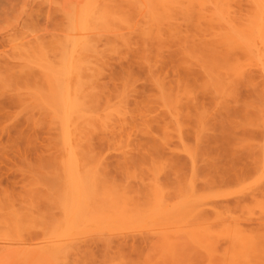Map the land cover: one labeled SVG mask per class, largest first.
<instances>
[{
	"label": "rangeland",
	"instance_id": "1",
	"mask_svg": "<svg viewBox=\"0 0 264 264\" xmlns=\"http://www.w3.org/2000/svg\"><path fill=\"white\" fill-rule=\"evenodd\" d=\"M179 1L184 3L183 0H0V264H245L244 261L264 264L261 259L264 247L258 242L257 249L253 247L257 240L264 246V77L259 57L241 48L233 47L235 52L230 51L232 47L229 49L218 33L221 30V34L228 33L243 24L242 29L247 22H253L255 8L250 0H224L229 6L221 13L216 9V0H206L211 3L209 7L204 0H195L197 3L191 0V4L195 3L191 7L190 0L182 5ZM82 49L91 52L82 54ZM77 58L78 63L91 64L88 67L91 69L93 65V71L100 74L85 67L81 70L80 66L85 65L79 66ZM69 59L80 67L82 75L88 71L91 79L86 76L88 73L81 76L83 79L75 76L72 80L43 72L49 65L54 72H65ZM235 62L240 66L236 68ZM63 79H69L70 83L66 81L69 85ZM85 87L97 103H92L93 111L101 112L100 115L94 112V116L107 122L102 125L108 131H99V125L104 127L93 117L96 120L90 122L98 127L88 129L97 131L88 132V137L82 135L83 151L90 149L93 154L87 151L88 156L93 157L95 164L104 165L101 171L108 179L119 186L122 183L138 189L136 194L130 189L118 191L131 195L127 197L140 208L148 203L149 208L157 200L149 190L154 182H160L163 203L176 208L165 216L169 227L165 217L154 221L146 218L147 214L143 218L138 216L139 212L132 224L128 215L136 210L131 205L122 213L130 223L123 220L124 225L112 224L113 228L109 224L104 228L103 224L87 223L79 225L78 231L70 227L62 204L64 189H50L52 181L46 178L58 177L63 157L62 136L58 135L61 124L53 113L66 102L64 92L72 88L73 93L75 88L76 93ZM58 89L61 96H57ZM84 90L81 92L85 97ZM54 108L56 111L52 112ZM155 171L158 176H153ZM143 178L145 186L140 183ZM146 186L152 187L147 190ZM140 191L149 195L139 194ZM190 196L194 204L191 208L195 205L200 208H193L195 213H189L191 208L184 210L180 219L182 205ZM97 197L92 200L101 207ZM138 201L144 202L138 205ZM174 216H180L177 217L180 221ZM171 219L178 220L173 221L179 222L177 226ZM191 221L194 224H189ZM237 232L246 234L248 240ZM52 234L53 238L78 235L74 238L76 242L70 240L74 246L66 242L71 252L65 254L69 249L66 244L65 250L47 246ZM244 241H249L248 248ZM251 248L256 249L255 256V249L251 253ZM60 251L70 254L65 257Z\"/></svg>",
	"mask_w": 264,
	"mask_h": 264
},
{
	"label": "bare ground",
	"instance_id": "2",
	"mask_svg": "<svg viewBox=\"0 0 264 264\" xmlns=\"http://www.w3.org/2000/svg\"><path fill=\"white\" fill-rule=\"evenodd\" d=\"M169 1V0H168ZM174 1H176V0H174ZM185 1H188V0H183V2L184 3H186ZM195 1V0H194ZM193 1V2H194ZM196 1H198V2H201V1H199V0H196ZM195 1V2H196ZM206 0H204V2H205ZM209 1H211V0H209ZM219 1V3L217 2V0H216V3L218 4V5H216L217 7H216V9H217V11H218V9H220L218 12H223V11H225L226 12V7H227V5H228V1H227V3L226 2H224V0H218ZM252 3L251 4H253V9H254V15H252V16H254V20H253V22L251 21L250 23H248L247 22V24H246V26L244 27V28H242V29H240V23H236V24H239L240 26H238L239 27V29L237 28L236 30H232V31H230L229 30V32L227 33V31H223V33L221 34V29H223L224 28V26H222L221 25V31H219L218 33H220L219 34V36L220 35H222V38H225L222 42H224L225 41V45L226 46H229L228 48L230 49L231 47V49H230V51H232L233 52V50H234V48L233 47H235V50L237 49V48H241V49H243V50H245L247 53L249 52L250 53V55L252 56V54L253 55H256L257 57H259V59H260V64H259V67H260V73H262L263 74V77H264V0H250ZM191 0H190V3H189V1L187 2V4L189 3L190 5H188L189 7H191V5H194L195 3H192L191 4ZM204 2H202V3H199L200 4V6L204 3ZM208 1H206V7H209L210 5L209 4H211V3H207ZM212 2V1H211ZM179 4H181L182 3V1H181V3H180V1L178 2ZM184 3H182V4H184ZM197 3V2H196ZM225 3V4H224ZM230 3V2H229ZM250 3V2H249ZM181 4V5H182ZM186 4V5H187ZM198 5V4H197ZM196 5V6H197ZM220 5H222V7L220 6ZM226 5V6H225ZM184 6V5H183ZM196 6H194V7H192V8H195ZM212 6V5H211ZM229 6V5H228ZM232 6V5H231ZM189 7H188V9H189ZM202 7V6H201ZM206 7H205V9H206ZM252 7V6H251ZM250 7V8H251ZM176 8H177V6H176ZM187 8V7H186ZM192 8H191V10H192ZM222 8V9H221ZM197 9V8H196ZM213 9V8H212ZM228 9H230V8H228ZM1 10V9H0ZM179 10V9H178ZM201 10V13H202V8L200 9ZM209 10V9H208ZM215 10V9H214ZM87 11V10H86ZM193 11V10H192ZM206 11V10H205ZM228 11V10H227ZM181 12H184L183 10H181ZM200 12V11H199ZM207 13H208V11H206ZM212 12V11H211ZM229 12V11H228ZM252 12H253V10H252ZM195 13H197V12H195ZM216 13V11L214 12V13H211L212 14V16H213V14H215ZM230 13V12H229ZM234 13V12H233ZM183 14V13H182ZM190 14V13H189ZM211 14H207L208 16H210ZM253 14V13H252ZM185 15H186V13H185ZM200 15V14H199ZM228 15V14H227ZM251 15V14H250ZM203 16V15H202ZM211 16V17H212ZM216 16V15H215ZM221 16V15H220ZM210 17V18H211ZM222 17H223V15H222ZM208 18V17H207ZM215 17H212V19H214ZM209 19V18H208ZM216 19V18H215ZM247 19H249V17L247 18ZM203 20V19H202ZM210 20V19H209ZM216 20H218V18L216 19ZM219 21L221 22L222 20H220L219 19ZM224 21V20H223ZM236 21V20H235ZM235 21H233V22H235ZM249 21H250V19H249ZM212 22H213V20H212ZM218 22V21H217ZM216 22V23H217ZM220 22H218L219 24L218 25H220V24H222V22L220 23ZM227 22V21H226ZM237 22V21H236ZM245 22V21H244ZM214 23V22H213ZM213 25V24H212ZM228 26V25H227ZM242 26H243V24H242ZM241 26V27H242ZM213 27V26H212ZM211 27V28H212ZM216 27H217V25H216ZM215 27V28H216ZM223 27V28H222ZM229 27V26H228ZM219 28V27H218ZM234 28V27H233ZM224 32L226 33V35L224 34ZM217 33V34H218ZM74 35V34H73ZM223 35H225V36H223ZM219 36H217L218 38H220V39H222L221 37H219ZM214 37V36H213ZM77 38V37H76ZM216 39V40H219V39ZM75 39V38H74ZM213 40L215 41V38H213ZM212 40V41H213ZM221 41V40H220ZM70 42V41H69ZM219 42V41H218ZM76 43V42H75ZM221 44V43H220ZM70 45V44H69ZM216 45V44H215ZM223 45V44H222ZM74 47V46H73ZM70 49V48H69ZM76 50L75 48H72V50ZM94 49V48H93ZM216 49H217V47H216ZM78 50H80V48L78 49ZM78 50H77V52H78ZM83 50V49H82ZM81 50V51H82ZM84 50H86V49H84ZM83 50V51H84ZM90 50H91V48H90ZM90 50H87V51H89V52H91ZM96 50V49H95ZM214 50V49H213ZM235 50H234V52H235ZM69 51V50H68ZM94 51V50H93ZM92 51V52H93ZM89 52H86L85 53V51H84V53H82V54H88ZM95 52V51H94ZM69 53V52H68ZM71 53H73L74 54V52L72 51ZM78 54H80V53H78ZM75 55V54H74ZM93 55H95V54H93ZM76 56V55H75ZM210 56V55H209ZM228 56V55H227ZM240 56H242L243 57V54L242 55H240ZM78 57V56H77ZM81 57V56H80ZM80 57H79V60H80ZM95 57V56H94ZM71 58V57H70ZM74 58V57H73ZM85 58H87V56L85 57ZM92 59L93 58V56H91V57H89V59ZM211 57H209V59H210ZM217 58V57H216ZM233 58V57H232ZM83 59V58H82ZM212 59V58H211ZM218 59V58H217ZM73 60V59H72ZM75 60V59H74ZM78 58L75 60V62L77 63V64H79V66L80 65H82V64H86V63H81L80 61H79V63H78ZM214 60H216V59H214ZM213 60V62H215ZM232 60V59H231ZM237 60V59H236ZM66 61H68V60H66ZM65 61V62H66ZM71 60L69 59V62L67 63V65L69 66V67H72V69L71 68H69L68 67V70H65V72L64 71H55L54 72V69H53V66L52 65H49V67L48 68H50V69H53V70H48V68L46 67H44L46 70H44L43 69V72L44 71H47L48 73H46V74H49L50 75V77H51V75H52V73H53V75H52V77L54 76L55 77V75H56V77H58V78H62L64 75H65V77H69V78H71V77H75L76 76V78H80L81 76H83V75H86L87 73H88V75H86V76H88L89 77V72L87 71V72H85V73H83V75L81 74L82 72H80L81 70H83V68L82 67H85L86 69L85 70H89L90 68V66H91V64L90 65H88V66H80L81 67V70H80V67L78 66L77 67V65L75 64V62H70ZM89 61H91V60H89ZM97 62H95V63H99L98 62V60H96ZM209 61H211V60H209ZM226 61V60H225ZM224 61V62H225ZM64 62V63H65ZM212 62V61H211ZM212 62V63H213ZM230 62H233V60L232 61H230ZM254 62V61H253ZM69 63H70V65H69ZM90 62H88L87 64H89ZM92 63V62H91ZM227 63H228V60H227ZM226 63V64H227ZM236 63V68H237V66L239 65L240 66V64H237L238 62H235ZM253 64V63H252ZM251 64V65H252ZM61 65H62V63H61ZM101 64L99 63V66H100ZM47 66V65H46ZM99 66H97V67H99ZM213 66V65H212ZM215 66V65H214ZM230 66H231V64H230ZM92 67H93V65H92ZM92 67H91V69H92ZM221 67V66H220ZM235 67V66H234ZM88 68V69H87ZM96 68V67H95ZM100 68V67H99ZM98 68V69H99ZM213 68V67H212ZM229 68V67H228ZM231 68H232V66L230 67V69H229V71L231 70ZM255 68V67H254ZM63 69V68H62ZM64 69H65V67H64ZM63 69V70H64ZM66 69H67V67H66ZM90 69V70H91ZM97 69V70H98ZM234 69V68H233ZM240 69V68H239ZM40 70H41V68H40ZM78 70V71H77ZM216 70V69H215ZM248 70V69H247ZM67 71V72H66ZM92 71H93V69H92ZM101 71V70H100ZM241 71V70H240ZM52 72V73H51ZM61 72V73H63V74H59V73ZM77 72H79L78 74L80 75V76H78L77 77ZM84 72V71H83ZM93 72H95L96 73V71L94 70ZM92 72V73H93ZM209 72V71H208ZM215 72V71H214ZM216 72H217V70H216ZM218 72H219V70H218ZM226 72V71H225ZM94 73V74H95ZM238 73V72H237ZM242 73H243V70H242ZM91 74V73H90ZM96 74H100V72H98V73H96ZM96 74H95V76L94 77H96ZM211 74H213V73H211ZM219 74H221L220 72H219ZM226 74H227V72H226ZM241 74V73H240ZM262 74H261V76H262ZM60 76V77H59ZM224 76V75H223ZM231 76V75H230ZM242 76V75H241ZM245 76V75H244ZM88 77L86 78L87 80H88ZM216 77V76H215ZM228 77L229 76H226V78L228 79ZM233 77V76H232ZM82 78V77H81ZM84 78V77H83ZM82 78V79H83ZM236 78H237V76H236ZM236 78H235V80H236ZM245 78V77H244ZM250 78V77H249ZM248 78V79H249ZM72 79V78H71ZM74 79V78H73ZM72 79V80H73ZM85 79V80H86ZM89 79H91V77H89ZM216 79H217V77H216ZM262 79V78H261ZM264 79V78H263ZM66 80V79H65ZM229 80V79H228ZM234 80V79H233ZM234 80V81H235ZM68 83H70L69 82V79L68 80H66ZM66 81H64V79L62 80V82L63 83H65ZM93 81V80H92ZM91 80H90V82H92ZM62 82H58L57 81V83H59V84H61V85H63V83ZM66 82V83H67ZM211 82H212V80H211ZM221 82V81H220ZM219 82V83H220ZM67 83V84H68ZM83 83V81L81 82V84ZM85 84H86V81L84 82ZM88 83V82H87ZM79 84V83H78ZM90 84V83H89ZM249 84H251V83H249ZM69 85V84H68ZM213 85V84H212ZM216 85L217 84H215V87H216ZM219 85V84H218ZM221 86H223V85H221ZM71 87V86H70ZM224 87V86H223ZM223 87H221L222 88V90H225V87L223 88ZM59 88H61L62 90H63V87H60L59 86ZM78 88H81L80 86L78 87ZM230 88V87H229ZM68 89V88H67ZM71 89L72 88H69V92H64L63 93V96H65V97H63L65 100H66V102L65 103H61V107L60 106H58V112L55 110V108L53 109V111H52V109H50L52 112H54V111H56L55 113H53V114H57L56 115V117H57V119H58V121L60 122V124H61V127L59 128L60 129V133H58V135L60 136V134H61V136L62 137H60V138H62V140H61V142H60V148H62V150H63V157H62V159H61V162H60V164H59V167H60V169L58 170V172H59V174H58V177L56 178H53L52 180H51V177L49 178H46L48 181H52L51 183L52 184H50V189H57V190H59V191H61V189H64V191H63V193H65V194H63V196H62V198H63V205H64V213L66 214V218H67V220H68V222H69V224L71 225H68V226H70V227H72V228H75V229H77L76 231H78V228H80L81 226H85V225H87V223H95V224H100V225H102L103 227H104V225L105 226H108V225H106V224H109V225H111V227H112V224H117V225H119V223H120V225H121V223L123 224V220L125 221V223L127 224L128 222H129V220L131 221V223L133 222L132 221V219L135 221L136 219H134L136 216H137V212H139V215L138 216H140V215H142L141 217L143 218L144 217V215H146L145 217L146 218H151V219H156L157 217L159 218H162L163 219V217H165V216H168V215H170L173 211H176V208L175 209H173V208H171V207H168L167 205H165L163 202H164V200H163V198L161 197V192L162 191H159V187H158V185H160V182H158V181H156V180H158V179H156L155 181L156 182H158L157 184H156V182H154L153 184H154V186L152 187V186H146L147 188V190H149L150 189V187H152L151 188V190L152 189H155V190H153V191H155V192H152L151 190H149L152 194L154 193V195H152V196H155V198L157 199L156 201H153L152 203H151V206H149V208L147 207L148 205H149V203H148V205L145 207L144 205H146L147 204V202L146 203H143V204H141V206L143 207L144 206V208H140V206H136V204H133L134 203V201H133V199L131 200L132 201V203H131V201H130V199L129 198H131L129 195H127V196H129V198L126 196V195H124V191H126V192H128L127 190L128 189H130L131 191L133 190V193H135V192H138V191H135V190H138V189H136L135 187V189H131L130 187L132 186V185H130V187L129 188H127V185H125L124 184V182H125V180H124V182H123V184L125 185H122V183H121V185L119 186V184L117 185V183L115 184L113 181H111L110 179H108L107 178V174H103V172L101 171V169H103V167H104V165H102V164H100V165H98L99 164V162L97 163V164H95L94 163V159H93V157L91 158V157H89L88 155H89V153H87V151H89L90 149H88L87 151H86V153L83 151V149L82 148H84V146H85V143H84V145H82L81 146V144H83V142H84V140H81V139H83L84 137L82 136L83 134H85V136L88 134V132H95V131H97V130H93L92 129V131H90V128L88 129V127H92V126H97L96 125V123L93 125V124H91V122H93L94 123V121L96 120V119H94L93 117H95L94 115V112L96 113V114H101V112H98L97 113V111L98 110H94L93 111V107L92 106H94V105H92V103L94 104L95 102L92 100V99H94V97H92L91 96V94L90 93H88V88H82V90L81 89H78L79 90V92L77 91L76 93H74V91H76L75 90V88H74V91H73V93H71ZM83 89H85L84 90V94H85V97L83 96V94H82V92L81 91H83ZM92 90H93V88H91ZM59 90V91H58ZM57 90V93L59 94V95H57V96H61L60 94H62V93H60V92H62L60 89H58ZM73 90V89H72ZM88 90V91H87ZM226 90H228L227 89V87H226ZM68 91V90H67ZM56 92V91H55ZM81 92V94L80 95H82L83 97H79L80 95H78L79 93ZM87 92V93H86ZM53 93V92H52ZM65 93H66V95H65ZM94 93V92H93ZM217 93H218V91H217ZM75 94L78 96H75ZM223 95V94H222ZM71 96H75V98L73 97V99L71 98ZM223 96H225V95H223ZM57 98V97H56ZM55 98V99H56ZM76 98H80L79 100L78 99H76ZM96 98V97H95ZM260 98V97H259ZM59 99V98H58ZM76 99V100H75ZM97 99V98H96ZM172 101V100H171ZM170 101V102H171ZM97 102H98V100H97ZM166 102V101H165ZM176 102V101H175ZM55 103H57V100H56V102ZM178 103V102H177ZM58 104V103H57ZM95 104H97V103H95ZM56 105V104H55ZM56 106V107H57ZM62 106H63V108H62ZM106 106H108V105H106ZM258 106V105H257ZM55 107V106H54ZM118 107V106H117ZM175 107H176V104H175ZM59 108H60V110H59ZM120 108V107H119ZM118 108V109H119ZM123 108V107H122ZM253 108H254V106H253ZM257 108V107H256ZM57 109V108H56ZM62 109V110H61ZM117 109V108H116ZM258 109V108H257ZM255 110V108H254V110L255 111H259V110ZM93 111V114H92V111ZM100 110H102V108L100 109ZM124 110V109H123ZM49 111V110H48ZM50 111V112H51ZM102 111H105V110H102ZM111 112H109V113H112V110H110ZM115 112H116V110H115ZM118 112V111H117ZM117 112H116V114H117ZM125 112V111H124ZM103 113H105V112H103ZM109 113H107L108 114V116L110 115ZM256 113V112H255ZM47 114L50 116V114L51 113H48L47 112ZM46 114V115H47ZM115 114V115H116ZM119 114V113H118ZM52 115V114H51ZM103 115V114H102ZM114 114H112L111 116H113ZM114 115V116H115ZM121 115V114H120ZM256 115H257V113H256ZM104 116V115H103ZM108 116H106L108 119H109V117ZM110 116V117H111ZM258 116H260L259 114H258ZM52 117H53V115H52ZM51 117V118H52ZM98 117V116H97ZM97 117H95V118H97ZM120 117V116H119ZM54 118H55V116H54ZM99 118H100V116H99ZM99 118H97L99 121H97V122H99L101 125L103 124V123H105L106 125H107V122L105 121H103L102 119H99ZM102 118V117H101ZM104 118H105V116H104ZM115 118V117H114ZM125 117H123V119H124ZM259 118V117H258ZM53 119V118H52ZM57 119H55L56 121H57ZM110 119H112V117L110 118ZM116 119V118H115ZM55 120H54V122H55ZM94 120V121H93ZM102 120V121H101ZM48 121V120H47ZM51 122H53V120H50ZM57 121V122H58ZM91 121V122H90ZM58 122V123H59ZM102 122V123H101ZM115 122V121H114ZM119 123V122H118ZM57 124V123H56ZM60 124H59V126H60ZM105 124L104 125H102L104 128H100V125H99V127H98V130L100 131V129H103V131H108L107 129L105 130ZM110 124H111V122H110ZM117 124V123H116ZM262 125V124H261ZM101 126V127H102ZM264 126V125H263ZM84 127V128H83ZM108 127V126H107ZM112 127V126H111ZM51 128H52V126H51ZM54 128V127H53ZM56 128H58V126L56 127ZM56 128H54L53 130H55ZM58 129V130H59ZM83 129V130H82ZM87 130V133H86V130ZM82 131H84V133H82ZM56 133V134H57ZM96 133V132H95ZM101 133V132H100ZM108 133V132H107ZM90 134V133H89ZM59 136H58V138H59ZM264 136V135H263ZM86 137H88V136H86ZM60 140V139H59ZM58 140V141H59ZM85 140H87V139H85ZM264 140V139H263ZM89 143V142H88ZM90 144V143H89ZM264 144V143H263ZM88 147V146H87ZM263 147H264V145H263ZM260 148H261V150L260 151H262V145L260 146ZM87 149V148H86ZM91 154H93L91 151H89ZM262 153V152H261ZM96 155V154H95ZM263 156V155H262ZM100 158V157H99ZM97 159H98V156H97ZM96 159V160H97ZM100 160V159H99ZM261 161L263 162V159L262 160H260V163H261ZM103 162V161H102ZM263 164V163H262ZM101 165L103 166V167H101ZM262 167V166H261ZM260 169H262V168H260ZM158 171V170H157ZM261 171V170H260ZM57 172V171H56ZM57 172V173H58ZM156 172V171H155ZM154 172V175L153 176H155V174H157V176H158V174L159 173H155ZM159 172V171H158ZM263 172V171H262ZM127 175V174H126ZM129 175V174H128ZM127 175V176H128ZM131 175H129L128 177H127V179H131V177H130ZM130 177V178H129ZM151 178H152V175L150 176ZM158 178V177H157ZM145 178H143V179H140V180H142L140 183L142 184V185H144L145 186V184H143L144 183V181L146 180H144ZM47 181V182H48ZM159 181H160V179H159ZM46 182V183H47ZM126 182H129L130 183V181H126ZM188 184V183H187ZM193 184H194V182H193ZM192 184V185H193ZM56 185V186H55ZM140 185V184H139ZM149 185V184H148ZM54 186H55V188H54ZM188 186H191V183L190 184H188ZM161 187V186H160ZM165 187V186H164ZM180 187V186H179ZM162 189H163V187H161ZM185 188V187H184ZM117 191H116V190ZM118 189H124V191H123V193H121V192H119L118 191ZM126 189V190H125ZM141 189V188H140ZM145 189V190H146ZM187 189V188H186ZM186 189H185V192H186ZM129 190V194H131L132 192ZM187 191H188V189H187ZM190 191H192V190H190ZM141 192V191H140ZM189 192V191H188ZM194 192V191H193ZM199 192H201V190L199 191ZM132 193V194H133ZM58 194V193H57ZM60 194V193H59ZM62 194V193H61ZM128 194V193H127ZM136 194V193H135ZM138 194V193H137ZM139 194H148V192H144V193H139ZM192 194H194V193H192ZM149 195V194H148ZM204 195V194H203ZM96 196H98L97 197V200L100 202V205H101V207H99V205H98V203H94L93 202V200L92 199H95L96 198ZM143 196V195H142ZM162 196H164V194L162 195ZM144 197H146V196H144ZM144 197H142V198H144ZM191 197V198H190ZM190 197H188L189 198V201L188 202H186V201H184V203H183V205H182V207H183V209H181L182 207H180V202H182V200H185V199H182V200H180L179 201V205H178V202H177V205L180 207V209L182 210H180L181 212L179 213V210H177L178 211V213L180 214V215H182L183 213V211L184 210H190V208H191V205H194V204H191V202L193 201V200H191L190 201V199H192V196H190ZM139 198V197H138ZM161 200H160V199ZM137 199V198H136ZM172 199V198H171ZM170 199V200H171ZM207 199V198H206ZM92 200V201H91ZM135 200V199H134ZM142 200V199H141ZM141 200H139V201H141ZM209 200V199H208ZM138 201V205L140 204V203H142V202H144V201H142V202H139ZM173 201H175V200H173ZM177 201V200H176ZM61 202V201H60ZM95 205H94V204ZM174 203V202H173ZM209 203H211V202H209ZM208 203V204H209ZM93 204V205H92ZM198 204V203H197ZM206 204V203H205ZM131 205V209L132 210H136L133 214H134V216H132L131 214L130 215H128V218H129V220L128 219H126V218H124V216H123V214L122 213H124V209L126 208H129V206ZM134 205V206H133ZM204 205V204H203ZM98 206V207H97ZM175 206V205H174ZM202 206V205H201ZM205 206H208V205H205ZM132 207H134V208H136V209H133ZM139 207V208H138ZM193 208H194V210H198V208H200V205H195V206H192V211L191 212H189V213H195V211L193 212ZM130 209V210H131ZM137 209L139 210V211H137ZM173 209V210H172ZM178 209V208H177ZM131 210V211H132ZM61 212V211H60ZM186 212V211H185ZM198 212V211H197ZM182 213V214H181ZM144 214V215H143ZM173 214H175V213H173ZM177 214V213H176ZM178 214V215H179ZM184 215H186L185 213H184ZM123 216V217H122ZM133 217V218H131L130 219V217ZM194 216V215H193ZM198 216H200V214H198ZM121 217H122V219H121ZM175 217V216H174ZM177 217H180V216H177ZM177 217H175V218H177ZM188 217V216H187ZM197 217V216H196ZM117 220H116V219ZM166 219H167V217H165ZM169 218H171V216L169 217ZM183 218V215H182V217L180 218V219H182ZM199 218V217H198ZM119 219H121V221H119ZM126 219V220H125ZM139 219V218H138ZM178 219V218H177ZM177 219H171L172 220V222L174 221V220H177ZM180 219H178L179 221H180ZM188 219V218H187ZM195 219V218H194ZM193 219V220H194ZM62 220V219H61ZM110 220H111V222H110ZM112 220H116L115 222L113 221L112 222ZM148 220V219H147ZM170 220V221H171ZM177 220V221H178ZM196 220V219H195ZM194 220V221H195ZM62 221H64V220H62ZM126 221H128V222H126ZM155 221V220H154ZM167 221V224H168V227H169V225H170V222H169V220L167 219L166 220ZM165 221V222H166ZM177 221H175V223H176V226H177V223H179V222H177ZM67 222V223H68ZM147 222V221H146ZM156 222H157V220H156ZM161 222V221H160ZM169 222V223H168ZM130 223V222H129ZM153 223V222H152ZM158 223V222H157ZM174 223V222H173ZM174 223V224H175ZM182 223V222H181ZM192 224L193 222L191 221V222H189V224ZM75 224L77 225V228L75 227ZM132 224H134V223H132ZM159 224V223H158ZM189 224H187V225H189ZM194 224V223H193ZM201 224V223H200ZM203 224V223H202ZM201 224V225H202ZM65 225H67L66 223H65ZM79 225H81L80 227H78ZM99 225V226H100ZM124 225V224H123ZM161 225V224H160ZM57 226V225H56ZM59 226V225H58ZM61 226V225H60ZM114 226V225H113ZM130 226V225H129ZM152 226H153V224H152ZM157 227L156 228H160V226H158V225H156ZM176 226H174V228L176 227ZM180 226V225H179ZM189 226H191V225H189ZM204 226V225H203ZM62 227V226H61ZM66 228H67V226H65ZM103 227H100V228H102L103 229ZM125 226H123V228H124ZM163 226H161V228H162ZM171 227V226H170ZM185 227V226H184ZM96 228V227H95ZM94 228V229H95ZM104 228H106V227H104ZM108 228V227H107ZM113 228V227H112ZM122 228V227H121ZM127 228V227H126ZM130 228V227H129ZM134 228H136V226L134 227ZM172 228H173V226H172ZM183 228V227H182ZM203 228V227H202ZM201 228V229H202ZM237 228V227H236ZM59 229V228H58ZM64 230H65V228H63ZM62 228L60 229V230H63ZM68 229H70V231L69 232H71L72 230H71V228H67V230ZM97 229H99V228H97ZM117 229V228H116ZM167 229V228H166ZM176 229V228H175ZM179 229H181V228H179ZM184 229V228H183ZM185 229H188V228H185ZM184 229V230H185ZM66 230V231H67ZM122 230V229H121ZM137 230V229H136ZM205 230V229H204ZM209 230V229H208ZM232 230V229H231ZM81 231V230H80ZM98 231V230H97ZM96 231V232H97ZM101 231H106L105 229H103V230H101ZM107 231H109L108 229H107ZM138 231V230H137ZM181 231H182V229H181ZM124 232V231H123ZM131 231H129V233H130ZM152 232V231H151ZM157 232V231H156ZM160 232H161V230H160ZM241 232H243V230L241 229ZM68 233V232H67ZM76 233V232H75ZM93 233V232H92ZM69 234V233H68ZM76 234H78V232L76 233ZM156 234V233H155ZM206 234V233H205ZM237 234H239V236L240 237H244V240H248V239H245V236H246V234H240V233H238L237 232ZM65 235L66 234H64V236L63 237H61V236H59V237H52L53 236V234L51 235V237H52V239H48L47 241H46V244H47V246H49V247H51V248H55V247H57V249L55 248V250H58V249H60V248H62L63 247V250H65V248H64V246H65V244L66 245H68L66 242L68 241L69 243H70V240H74V238H76V236H78V235H76L74 238H72L71 236L70 237H68V236H66L65 237ZM119 235V234H118ZM227 235H229V233H227ZM107 236V235H106ZM223 236H225V235H223ZM230 236V235H229ZM228 236V237H229ZM238 236V235H237ZM247 236H249V235H247ZM102 238L103 236H99L98 238ZM105 237V236H104ZM108 237V236H107ZM109 237H111V236H109ZM239 237V241L241 242V240L240 239H242V238H240ZM55 238H58V239H55ZM72 238V239H71ZM106 238V237H105ZM232 238V237H231ZM234 238V237H233ZM247 238V237H246ZM255 239V238H254ZM80 240V239H79ZM101 240V239H100ZM108 239L106 238V240L105 241H107ZM238 240V239H237ZM255 240H257V239H255ZM75 241V240H74ZM246 241H244L243 243H245V247H246V244L249 242H247L246 243ZM253 241V240H252ZM76 242V241H75ZM257 242L260 244V246L261 247H264L263 245H262V241L260 242L259 240H257L256 241V243H255V245L253 246V247H255L256 246V244H257ZM71 244V243H70ZM237 244V243H236ZM238 244H240V243H238ZM62 245V246H61ZM71 245H73V244H71ZM75 245V244H74ZM73 245V246H74ZM258 245V244H257ZM58 246H60V247H58ZM242 246V245H241ZM66 247H68L67 249V251L65 252V254L66 253H68V252H71L70 250V247H69V245L68 246H66ZM72 247V246H71ZM237 247V246H236ZM238 247H239V245H238ZM244 247V248H245ZM257 247V246H256ZM255 247V248H256ZM260 247V248H261ZM240 248H242V247H240ZM239 248V249H240ZM246 248H248V247H246ZM245 248V249H246ZM255 248H253V249H255ZM237 249V248H236ZM253 249L251 248V253H252V251H253ZM257 249V248H256ZM256 249L253 251L254 253L255 252H257L256 251ZM263 250L262 251H264V248H262ZM62 250V249H61ZM244 250V249H243ZM250 250V249H249ZM249 250H247V251H249ZM75 251V250H74ZM236 252H237V250H235ZM245 251V250H244ZM63 252V251H62ZM61 251H60V253H62ZM64 252H63V254H64ZM261 253V249L260 250H258V254L259 255H261L260 253ZM56 253H59V252H56ZM55 253V254H56ZM73 253V252H72ZM71 253V254H72ZM253 253V254H254ZM64 254V255H65ZM70 254V253H69ZM68 254V255H69ZM75 254V253H74ZM252 254V255H253ZM263 254V253H262ZM68 255H65V257L66 256H68ZM238 252H237V254H236V256H237V258H238ZM240 255H243L242 253L240 254ZM247 255V254H246ZM250 255V254H249ZM256 255V253L254 254V256ZM253 256V257H254ZM240 258V257H239ZM252 258V257H251ZM250 258V256H249V259H251ZM264 259V257H263V255H262V257H261V259ZM241 259V258H240ZM254 259V258H253ZM258 259H260V257L258 258ZM234 260V259H233ZM248 260V259H247ZM251 261L253 262L254 260H252L251 259ZM262 262H263V260H262ZM243 263H248L247 261H244ZM254 263V262H253ZM252 263V264H253ZM237 264V263H236ZM239 264V263H238ZM249 264H251V262L249 263Z\"/></svg>",
	"mask_w": 264,
	"mask_h": 264
}]
</instances>
